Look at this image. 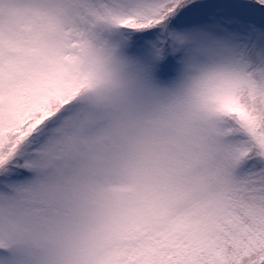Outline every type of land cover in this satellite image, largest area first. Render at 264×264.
<instances>
[{"label":"snow or ice","instance_id":"obj_1","mask_svg":"<svg viewBox=\"0 0 264 264\" xmlns=\"http://www.w3.org/2000/svg\"><path fill=\"white\" fill-rule=\"evenodd\" d=\"M0 264H264V0H0Z\"/></svg>","mask_w":264,"mask_h":264}]
</instances>
